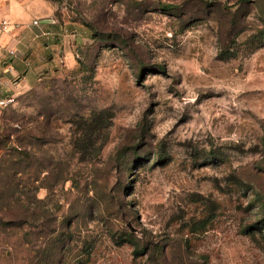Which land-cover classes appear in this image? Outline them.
Masks as SVG:
<instances>
[{"label": "rangeland", "instance_id": "374dc122", "mask_svg": "<svg viewBox=\"0 0 264 264\" xmlns=\"http://www.w3.org/2000/svg\"><path fill=\"white\" fill-rule=\"evenodd\" d=\"M17 1L0 264H264L256 0Z\"/></svg>", "mask_w": 264, "mask_h": 264}, {"label": "crops", "instance_id": "0c3cea01", "mask_svg": "<svg viewBox=\"0 0 264 264\" xmlns=\"http://www.w3.org/2000/svg\"><path fill=\"white\" fill-rule=\"evenodd\" d=\"M10 2L5 4L3 7L0 17H5L8 20H10L12 26L14 27V32L11 35H4L0 38V44L2 46H7V44L10 45V47H17L19 46V41L16 42L15 39H13L14 35H19L18 29H16L17 24H25L29 22V20L32 18V15L30 12L27 11V9L22 6L17 0H9ZM21 34V33H20ZM12 39V41H11ZM10 49H14V48ZM9 49V48H8ZM19 51L17 50V53ZM20 54V52H19ZM22 55V54H21ZM20 58L21 63L25 65L24 59H22L20 56H11L7 49H1L0 50V97L1 98H7L3 97L5 96L7 90L6 88L10 89L11 87L15 88V77L19 78V75L21 73L25 72L20 66H16L15 62L16 59ZM7 59V61H6ZM16 78V79H17ZM14 81L12 82V80Z\"/></svg>", "mask_w": 264, "mask_h": 264}, {"label": "built area", "instance_id": "2783aa9c", "mask_svg": "<svg viewBox=\"0 0 264 264\" xmlns=\"http://www.w3.org/2000/svg\"><path fill=\"white\" fill-rule=\"evenodd\" d=\"M6 2L7 0H0V14ZM12 31H13V26L10 20H8L3 16L0 17V38L4 35L10 34ZM1 49H6V48L4 46L2 47L0 44V50ZM8 52L11 56H17V52L14 49H9ZM12 101L13 100L9 97L7 98L0 97V107H7Z\"/></svg>", "mask_w": 264, "mask_h": 264}, {"label": "water", "instance_id": "95a60500", "mask_svg": "<svg viewBox=\"0 0 264 264\" xmlns=\"http://www.w3.org/2000/svg\"><path fill=\"white\" fill-rule=\"evenodd\" d=\"M255 6L258 9L259 14L264 18V0H256L254 2Z\"/></svg>", "mask_w": 264, "mask_h": 264}, {"label": "trees", "instance_id": "16d2710c", "mask_svg": "<svg viewBox=\"0 0 264 264\" xmlns=\"http://www.w3.org/2000/svg\"><path fill=\"white\" fill-rule=\"evenodd\" d=\"M175 7L174 6H166L165 7V11H168V10H171V9H174ZM30 156V153L26 152L25 153V157H28L29 158Z\"/></svg>", "mask_w": 264, "mask_h": 264}]
</instances>
